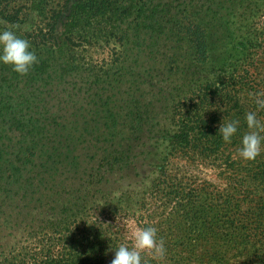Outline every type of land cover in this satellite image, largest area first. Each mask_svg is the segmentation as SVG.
<instances>
[{
	"label": "trees",
	"instance_id": "16d2710c",
	"mask_svg": "<svg viewBox=\"0 0 264 264\" xmlns=\"http://www.w3.org/2000/svg\"><path fill=\"white\" fill-rule=\"evenodd\" d=\"M261 1L29 0L25 12H0V30L27 39L39 59L26 75L0 63V264H110L119 244H131L132 230L120 220H131L136 229L155 226L156 208H163L162 219L178 223L186 214L219 231L159 232L166 255L157 260L145 253L149 264H264V196L254 197L264 191V152L253 160L237 152L226 158L244 199L234 207L203 190L171 185L169 158L143 191L128 189L118 198L101 188L109 175L130 168L159 117V104L167 107L173 91L214 93L235 81L212 78L214 66L205 78L193 69L205 70L212 49L225 39L229 51L235 42L245 48L259 42L231 36L234 12L242 31L249 17L264 11ZM117 45L124 49L119 59L134 57L119 77L86 61L85 50ZM85 85L98 87L94 99L64 112L62 104L78 102L74 91ZM184 106L185 113L177 107L170 142L197 148L191 132L205 126L201 120L198 127L191 124V105ZM233 145L238 149L240 139Z\"/></svg>",
	"mask_w": 264,
	"mask_h": 264
},
{
	"label": "rangeland",
	"instance_id": "374dc122",
	"mask_svg": "<svg viewBox=\"0 0 264 264\" xmlns=\"http://www.w3.org/2000/svg\"><path fill=\"white\" fill-rule=\"evenodd\" d=\"M263 1H261V4L264 7ZM28 2L29 0H0V12H6V14L18 10H24L25 12L24 7ZM237 13L238 11L234 12L235 17L232 24L233 32L231 38L238 41L240 38L241 40H243L242 38L251 40V38L257 37L259 42L255 43V45H248L246 48L239 46L238 42H235L233 48L229 51L226 48L227 46L223 44L226 42L225 39V41L217 43L212 49V58L205 70L193 69L198 71L197 77L205 78L208 71L214 66L215 73L212 78H233L235 80L233 82L234 85L231 83L228 88L223 90L215 91L214 93L204 91L196 93V95L189 89H183L180 92L173 91L174 96L168 102L167 107L159 104V108L154 113L156 116L159 115V117L152 123V130L143 145L137 150L136 157L130 168L122 173L109 175L101 183V188L106 193L110 192L119 198L128 189L137 192L147 189L159 174H162L160 173L161 165L163 164L162 160L169 158L170 161L165 169V176L168 177L171 185L172 182H175L174 185L176 187L190 189L188 190L189 192L193 190V193L203 190L202 193L209 195L210 198H220L222 201L226 199L227 204H232V207L244 200L243 196L240 197L238 195L234 180L230 177L233 173V168L228 167L225 161L227 157L232 158V154L235 155L237 152V147L233 145L235 138L240 139L242 134L248 131L245 113L256 109V105L249 100L248 93L264 89V11L259 13L255 19L249 17L245 21L246 28L242 31L239 28ZM222 14L225 16L226 12H222ZM229 18L230 20L233 19L232 16ZM85 51L86 61L92 66H97V70L101 73L109 70V76L117 73L116 77H119L118 70L120 68L134 65V57L125 58L124 56L123 60L119 59V56L124 51L120 45L116 47L96 46L90 48L89 51ZM225 58L226 60H224ZM190 61L188 58L183 65L187 62L186 66L188 67ZM191 71L189 68L186 71L189 78H192ZM89 79L92 81L94 77ZM97 88L96 86L85 85L82 92L76 89L74 94L78 95L76 100L79 101L75 104H62L65 107L68 105L66 108L64 107V112L69 114L77 112L79 107L85 105L88 100L94 99ZM169 91H171V88ZM181 98H184L181 101L182 105H178ZM191 98L193 99L192 103L185 102V100ZM237 102H239V108H237ZM194 104L196 106H193ZM184 105H191L193 114L187 115L188 118H192L191 124L198 127L197 124L201 120L203 122L202 125L205 126V128L200 129L198 127L195 132H191V135L198 140L197 148H190L187 145L186 147L178 148L177 146L174 147L173 142H170L177 130L174 123L175 117L178 115V112L176 113L177 107L180 106V108L184 109L183 113H185L187 109ZM89 107L91 108V106ZM199 114L200 119H198ZM258 116L264 118V111L259 112ZM185 118L187 119L186 116ZM223 119L225 121L240 120V128L242 129H239V133L232 138L231 143L224 142L219 134ZM240 132L242 133L240 134ZM195 134L197 135L195 136ZM218 142L223 143L221 148L216 144ZM249 190L253 191V189ZM262 195L264 196V191L257 190L254 194L255 200L262 201ZM227 204L222 203L219 205L226 206ZM243 206L246 208L245 210L249 209L248 205ZM162 209L156 208L155 211V227L158 229V234L159 232L162 233V231L165 234H217L219 231L218 229L214 230L212 224L205 226L202 222L191 221L190 217L186 218V214L179 217L178 223L171 220L170 217L162 219L163 216H159ZM50 214L51 211L44 210V215L50 216ZM120 222L131 228L132 233L137 230L131 220L122 218ZM227 228L228 226H225L220 232L225 233ZM4 229L3 227L2 230Z\"/></svg>",
	"mask_w": 264,
	"mask_h": 264
},
{
	"label": "clouds",
	"instance_id": "9594fccd",
	"mask_svg": "<svg viewBox=\"0 0 264 264\" xmlns=\"http://www.w3.org/2000/svg\"><path fill=\"white\" fill-rule=\"evenodd\" d=\"M38 62L39 59L27 39L18 36L12 29L0 30V63L11 65L13 71L26 75ZM248 97L256 105V109L245 113L248 131L240 137L237 153L244 160H253L264 151V118L258 116L259 112L264 111V89L250 91ZM239 127L240 120L223 119L219 128L223 141L231 143L239 132ZM166 251L165 241L158 236L157 227L148 225L132 233L131 244L125 242L115 248L110 264H149L145 253L160 260L166 255Z\"/></svg>",
	"mask_w": 264,
	"mask_h": 264
}]
</instances>
